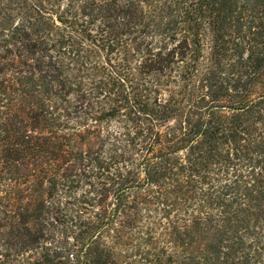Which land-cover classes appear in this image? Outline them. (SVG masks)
Segmentation results:
<instances>
[{
	"label": "trees",
	"instance_id": "1",
	"mask_svg": "<svg viewBox=\"0 0 264 264\" xmlns=\"http://www.w3.org/2000/svg\"><path fill=\"white\" fill-rule=\"evenodd\" d=\"M0 264H264V0H0Z\"/></svg>",
	"mask_w": 264,
	"mask_h": 264
},
{
	"label": "rangeland",
	"instance_id": "2",
	"mask_svg": "<svg viewBox=\"0 0 264 264\" xmlns=\"http://www.w3.org/2000/svg\"><path fill=\"white\" fill-rule=\"evenodd\" d=\"M122 124H123V123H121V122L118 121L117 123H113V124H112V127H113V128H116V127L119 128Z\"/></svg>",
	"mask_w": 264,
	"mask_h": 264
}]
</instances>
